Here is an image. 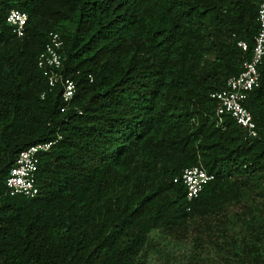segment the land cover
<instances>
[{
  "label": "trees",
  "instance_id": "1",
  "mask_svg": "<svg viewBox=\"0 0 264 264\" xmlns=\"http://www.w3.org/2000/svg\"><path fill=\"white\" fill-rule=\"evenodd\" d=\"M262 2L0 0V264H144L153 232L212 219L240 225L233 264H264V66L244 103L257 137L216 117L210 96L250 58ZM13 8L28 16L22 36ZM52 31L69 102L37 64ZM57 135L37 194L9 195L18 152ZM193 165L214 179L188 201L174 178Z\"/></svg>",
  "mask_w": 264,
  "mask_h": 264
},
{
  "label": "built area",
  "instance_id": "2",
  "mask_svg": "<svg viewBox=\"0 0 264 264\" xmlns=\"http://www.w3.org/2000/svg\"><path fill=\"white\" fill-rule=\"evenodd\" d=\"M27 13L13 8L6 15V22L11 26L12 32L22 36L27 23ZM257 21L258 31L253 39L251 56L242 62L239 73L229 76L224 87L211 92L210 96L216 102L215 116L229 114L245 129L250 137H257L258 131L251 111L245 106L249 93L260 84L261 69L264 66V2L259 5ZM62 38L56 31L49 33L48 41L40 51L37 59L38 67L42 68L48 77L50 86L58 81L63 86L62 99L69 102L75 92V83L69 78H63L59 72L62 65L61 46ZM237 46L246 51L249 46L245 40H238ZM60 138L56 137L37 142L20 150L10 168L6 178V192L11 195H24L33 197L38 192L36 186V173L40 155L48 151ZM214 179L201 165H193L183 169L174 182L180 180L186 188V199L192 201L203 190L204 186Z\"/></svg>",
  "mask_w": 264,
  "mask_h": 264
},
{
  "label": "rangeland",
  "instance_id": "3",
  "mask_svg": "<svg viewBox=\"0 0 264 264\" xmlns=\"http://www.w3.org/2000/svg\"><path fill=\"white\" fill-rule=\"evenodd\" d=\"M235 207L228 208L233 213ZM224 220V218L222 219ZM211 226L195 224L184 234L168 235L163 231L153 232L151 244L144 254V264H233L231 234L238 235L239 223L226 226L212 219ZM225 235L226 237H224ZM240 235V234H239ZM248 235V234H247ZM199 240L195 242L194 237ZM229 237V238H228Z\"/></svg>",
  "mask_w": 264,
  "mask_h": 264
},
{
  "label": "bare ground",
  "instance_id": "4",
  "mask_svg": "<svg viewBox=\"0 0 264 264\" xmlns=\"http://www.w3.org/2000/svg\"><path fill=\"white\" fill-rule=\"evenodd\" d=\"M61 34V33H60Z\"/></svg>",
  "mask_w": 264,
  "mask_h": 264
},
{
  "label": "clouds",
  "instance_id": "5",
  "mask_svg": "<svg viewBox=\"0 0 264 264\" xmlns=\"http://www.w3.org/2000/svg\"><path fill=\"white\" fill-rule=\"evenodd\" d=\"M28 19V18H27Z\"/></svg>",
  "mask_w": 264,
  "mask_h": 264
}]
</instances>
